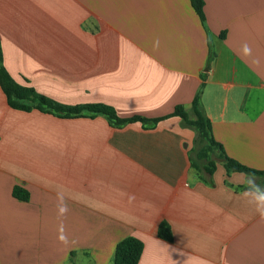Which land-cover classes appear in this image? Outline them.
I'll list each match as a JSON object with an SVG mask.
<instances>
[{"label": "crops", "instance_id": "1", "mask_svg": "<svg viewBox=\"0 0 264 264\" xmlns=\"http://www.w3.org/2000/svg\"><path fill=\"white\" fill-rule=\"evenodd\" d=\"M202 1L203 22L190 0H0L2 63L18 84L161 119L15 110L0 88V264H112L129 236L138 264H264V177L243 192L217 152L206 173L194 130L169 116L201 91L226 156L264 171V0Z\"/></svg>", "mask_w": 264, "mask_h": 264}, {"label": "trees", "instance_id": "2", "mask_svg": "<svg viewBox=\"0 0 264 264\" xmlns=\"http://www.w3.org/2000/svg\"><path fill=\"white\" fill-rule=\"evenodd\" d=\"M192 8L198 15L199 19L204 21L203 1L190 0ZM223 37V34L220 35ZM0 88L6 97L8 106L15 110L29 112L38 110L42 113L52 114L60 118H78V117H95L97 115L104 116L111 127H120L127 123L141 122L155 124L161 119L146 120L137 116L131 118L119 117L115 110L106 104L91 103L65 105L58 103L48 97L37 94L33 88L18 84L8 73L2 63V53L0 48ZM201 91L194 97L190 111H187L183 106L177 105L169 116L179 117L185 126L194 130L196 134V144H199L197 157L206 161L204 171L212 174L215 164L211 155L217 152V157L222 161L223 168L227 175L233 172L252 173L258 177H264V171H258L248 168L239 162L226 156L222 146L215 141L211 122L205 115L200 100ZM12 196L21 201H27L29 193L19 186H14ZM158 235L164 240H171L169 226L166 223H161L158 227ZM142 242L132 236L120 240L114 250L112 264H138L142 254Z\"/></svg>", "mask_w": 264, "mask_h": 264}, {"label": "clouds", "instance_id": "3", "mask_svg": "<svg viewBox=\"0 0 264 264\" xmlns=\"http://www.w3.org/2000/svg\"><path fill=\"white\" fill-rule=\"evenodd\" d=\"M242 51L245 56H249L251 54V49L250 46L245 43L242 46ZM253 63H259L258 60H253ZM241 175H244L246 178V185L243 190V192H248V191H259L260 190V185L255 184V180L257 179L255 174L252 173H240ZM58 199L63 202L64 196L63 193H58ZM67 211L66 204H61L59 207V212L61 215H63ZM254 213L257 214L260 218L264 219V192H261L259 198L255 201V209ZM58 239L61 242L67 243L66 237L61 233L58 237Z\"/></svg>", "mask_w": 264, "mask_h": 264}, {"label": "rangeland", "instance_id": "4", "mask_svg": "<svg viewBox=\"0 0 264 264\" xmlns=\"http://www.w3.org/2000/svg\"><path fill=\"white\" fill-rule=\"evenodd\" d=\"M213 158V157H212ZM213 159H215V157L213 158ZM217 161V160H216Z\"/></svg>", "mask_w": 264, "mask_h": 264}]
</instances>
